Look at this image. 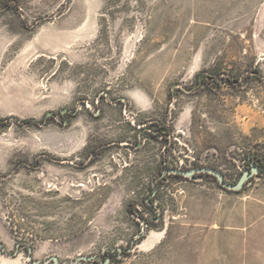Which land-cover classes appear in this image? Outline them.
I'll list each match as a JSON object with an SVG mask.
<instances>
[{"label": "rangeland", "instance_id": "1", "mask_svg": "<svg viewBox=\"0 0 264 264\" xmlns=\"http://www.w3.org/2000/svg\"><path fill=\"white\" fill-rule=\"evenodd\" d=\"M0 119V264H264V0H0Z\"/></svg>", "mask_w": 264, "mask_h": 264}, {"label": "water", "instance_id": "2", "mask_svg": "<svg viewBox=\"0 0 264 264\" xmlns=\"http://www.w3.org/2000/svg\"><path fill=\"white\" fill-rule=\"evenodd\" d=\"M253 74H256V72H253ZM206 75L204 73L199 74L198 76V80L199 83L202 82L203 78ZM206 78H209L206 76ZM210 79V78H209ZM66 110H62L61 114H63ZM52 113H48L47 116H52ZM165 173H168L170 175L173 176H182L183 178H188V179H192L194 178L195 175L197 174H206V175H210L213 176L216 181L218 182V184L225 190L228 191H232V192H239L244 188V185L247 181H249V179L253 178V176H255L258 173H261L259 167L255 164H253L252 162L250 163V169L249 170H245L243 171V173L241 174L240 178L238 179V181L236 183H229L225 180L223 174L213 168H207V167H201V168H193L190 170H181V169H170V170H166ZM0 248L3 251V245L0 243ZM122 248H119V253L122 252ZM132 249H127L125 250L126 252H131ZM18 252H15L12 255H16ZM118 257H120V254L118 255ZM28 259L30 260V262H32L33 264H41L39 262H34L31 259V255H29ZM79 260H86V261H90L93 259V257H89V258H85V257H79ZM47 262H53V264H59V260L56 257H51L48 259V261L43 262L42 264H46ZM77 262H75L74 264H77ZM109 260H105L104 264H108ZM60 264H67V263H60Z\"/></svg>", "mask_w": 264, "mask_h": 264}, {"label": "trees", "instance_id": "3", "mask_svg": "<svg viewBox=\"0 0 264 264\" xmlns=\"http://www.w3.org/2000/svg\"><path fill=\"white\" fill-rule=\"evenodd\" d=\"M2 121H5V120H1L0 119V123L2 122ZM252 160H255L254 158H253V156H252V158H249L248 157V161H249V165H250V163L252 162ZM257 162V164H255V165H258V164H260L261 163V161L260 160H257L256 161ZM253 163V162H252ZM263 164H264V162H262ZM254 164V163H253ZM261 168H262V166H261ZM197 175H206V174H197ZM196 176V175H195ZM195 176H194V178H195ZM206 176H210V175H206ZM174 177H176V178H183L182 176H174ZM210 177H212V178H214L213 176H210ZM215 179V178H214ZM238 181V180H237ZM225 190V189H224ZM226 191H228V190H226Z\"/></svg>", "mask_w": 264, "mask_h": 264}, {"label": "flooded vegetation", "instance_id": "4", "mask_svg": "<svg viewBox=\"0 0 264 264\" xmlns=\"http://www.w3.org/2000/svg\"><path fill=\"white\" fill-rule=\"evenodd\" d=\"M61 115H62V114H61ZM62 116H64V115H62ZM161 133H162V132H161ZM163 133H164V132H163ZM165 133H166V132H165ZM162 136H164V134H163ZM252 156H253L252 153H250V154L248 155L249 158H252ZM261 164H262V163H261ZM261 164H258L257 166L259 167L260 171L262 172ZM249 169H250V166H249ZM249 169H248V170H249Z\"/></svg>", "mask_w": 264, "mask_h": 264}, {"label": "bare ground", "instance_id": "5", "mask_svg": "<svg viewBox=\"0 0 264 264\" xmlns=\"http://www.w3.org/2000/svg\"><path fill=\"white\" fill-rule=\"evenodd\" d=\"M153 237V236H152ZM146 241V240H145ZM152 243H153V239L152 240H150V241H148L147 243H146V245L147 246H150V245H152Z\"/></svg>", "mask_w": 264, "mask_h": 264}]
</instances>
